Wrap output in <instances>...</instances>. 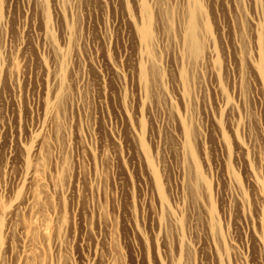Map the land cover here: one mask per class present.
Wrapping results in <instances>:
<instances>
[{
    "label": "rangeland",
    "instance_id": "rangeland-1",
    "mask_svg": "<svg viewBox=\"0 0 264 264\" xmlns=\"http://www.w3.org/2000/svg\"><path fill=\"white\" fill-rule=\"evenodd\" d=\"M0 264H264V0H0Z\"/></svg>",
    "mask_w": 264,
    "mask_h": 264
},
{
    "label": "bare ground",
    "instance_id": "bare-ground-1",
    "mask_svg": "<svg viewBox=\"0 0 264 264\" xmlns=\"http://www.w3.org/2000/svg\"><path fill=\"white\" fill-rule=\"evenodd\" d=\"M197 33V32H196ZM150 34V33H149ZM198 36V35H197ZM186 40L188 41L189 43V46L190 47H196L195 43H196V36H195V23H191L190 26H189V29H188V33H187V36H186ZM188 45V44H187ZM189 47V48H190ZM198 47V46H197ZM199 48V47H198ZM200 49V48H199ZM191 50V49H190ZM196 53V52H195Z\"/></svg>",
    "mask_w": 264,
    "mask_h": 264
}]
</instances>
